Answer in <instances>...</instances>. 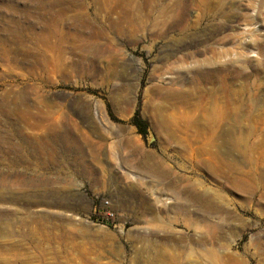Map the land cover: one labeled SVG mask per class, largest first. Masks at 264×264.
<instances>
[{"label": "rangeland", "instance_id": "rangeland-1", "mask_svg": "<svg viewBox=\"0 0 264 264\" xmlns=\"http://www.w3.org/2000/svg\"><path fill=\"white\" fill-rule=\"evenodd\" d=\"M207 250L264 264V0H0V264Z\"/></svg>", "mask_w": 264, "mask_h": 264}, {"label": "bare ground", "instance_id": "bare-ground-1", "mask_svg": "<svg viewBox=\"0 0 264 264\" xmlns=\"http://www.w3.org/2000/svg\"><path fill=\"white\" fill-rule=\"evenodd\" d=\"M182 19V18H181ZM215 28L207 27L197 30V36L202 38V42H207L212 40L211 35L215 32ZM251 47V44L242 48L243 52L248 51ZM205 73L211 74L213 72L209 69H204ZM159 117V116H157ZM160 119V117H159ZM161 129L165 132L170 131L174 133L175 131H183V130H211L216 127V119L211 116H198L193 118L191 121L184 119L181 116L170 115L168 118L162 117L160 119ZM158 126V125H157ZM207 257H206V256ZM201 261H206L208 264H217L218 256L212 250H207L205 254H199L198 258ZM232 263V259H231Z\"/></svg>", "mask_w": 264, "mask_h": 264}, {"label": "trees", "instance_id": "trees-1", "mask_svg": "<svg viewBox=\"0 0 264 264\" xmlns=\"http://www.w3.org/2000/svg\"><path fill=\"white\" fill-rule=\"evenodd\" d=\"M130 124L135 126L140 134L145 136L146 134V123L140 117L138 112L134 114V116L130 120Z\"/></svg>", "mask_w": 264, "mask_h": 264}]
</instances>
